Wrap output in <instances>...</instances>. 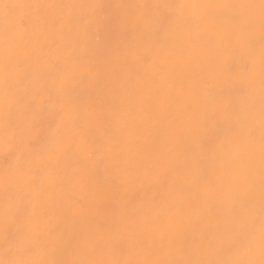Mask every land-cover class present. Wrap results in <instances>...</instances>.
Returning a JSON list of instances; mask_svg holds the SVG:
<instances>
[{
  "label": "clouds",
  "instance_id": "1",
  "mask_svg": "<svg viewBox=\"0 0 264 264\" xmlns=\"http://www.w3.org/2000/svg\"><path fill=\"white\" fill-rule=\"evenodd\" d=\"M0 264H264V0H0Z\"/></svg>",
  "mask_w": 264,
  "mask_h": 264
}]
</instances>
